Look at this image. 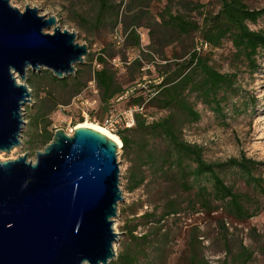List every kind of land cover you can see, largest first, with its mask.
Returning a JSON list of instances; mask_svg holds the SVG:
<instances>
[{"label": "rangeland", "instance_id": "374dc122", "mask_svg": "<svg viewBox=\"0 0 264 264\" xmlns=\"http://www.w3.org/2000/svg\"><path fill=\"white\" fill-rule=\"evenodd\" d=\"M106 1L114 8L106 12L100 21H95L100 11L98 0H9V3L21 11L25 6H33L44 16L53 15L61 28L75 32L78 42L87 44L88 53L97 54L106 49L107 54H115L109 59V64L116 69L117 80L124 87L131 84L128 80L134 73V70L126 67L128 61L139 57L143 64L142 78L153 80L158 76V69H162V65L188 58L196 42L200 40L198 31L180 33L161 23L158 14L168 4V0H149L143 6H139L135 0ZM243 1L251 8L264 7V0ZM169 4L173 13H179L196 23H200L207 14L216 13L220 5L219 0H171ZM249 27L264 32V16L256 23H249ZM131 28H135L139 35V48L134 46L132 40H124ZM44 32L51 33L52 27L44 29ZM202 50L209 53L211 63L219 71L236 75L235 86L238 93L230 95L227 103H222L223 117L215 114L195 97H189L200 114V120L187 122L182 116L183 139L201 146L203 158L208 163H223L243 153L247 158L261 164L257 175L264 179V54H257V68L253 69L244 59L236 56L229 39H224L219 47L208 46ZM123 57H126L127 62L123 61ZM77 69L81 70L79 74L83 76L85 86L74 96H71L69 88L58 86L49 77L54 75L48 69H29L25 81L18 78V82L28 86L32 95L22 106L24 124L21 143L8 153L0 152V161L13 160L24 154L32 163L35 161V153L43 149L34 142L37 133L34 119L38 110H41L44 120L49 122L48 128L53 133L56 129H62L67 134H72L74 127L79 124L99 126L98 123L103 121L105 113L99 102V92L92 79L91 68L89 64H84ZM74 72V75L66 78L70 79L78 73ZM33 79L37 80L36 84L29 85L28 81ZM137 80L136 76L134 82ZM126 107L128 100L124 97L114 102L112 108L119 112ZM145 113L160 116L164 111L149 105L145 107ZM130 135L135 141L141 140L138 131ZM117 161L122 201L118 204L117 217L113 224L114 231L118 234L114 245L116 257L113 261L128 241L125 231L136 223L131 222L134 219L131 212H136L134 217H139L145 211L151 212L156 208L157 212L161 211L159 195L152 188V184L147 189L140 187L134 192L127 191L126 178L130 164L124 158L121 147L117 149ZM224 176L226 183L236 191L250 192L233 174ZM165 189L169 197L175 196L173 190ZM189 199L190 194L182 188V212L165 220L162 232L169 235L168 242L164 245L165 264H188L185 257L191 241L193 252L203 257L207 264H264V208L250 220L236 222L221 211L200 212L197 206L191 208ZM150 230L155 231L157 228L154 229V224L147 228L139 226L134 235L140 237ZM241 245L253 251L251 261L240 260ZM153 249L154 247L150 248L148 253L154 251Z\"/></svg>", "mask_w": 264, "mask_h": 264}, {"label": "trees", "instance_id": "16d2710c", "mask_svg": "<svg viewBox=\"0 0 264 264\" xmlns=\"http://www.w3.org/2000/svg\"><path fill=\"white\" fill-rule=\"evenodd\" d=\"M98 1L100 11L95 21H100L106 12L114 8L106 0ZM135 1L143 6L149 0ZM170 2L168 0V4L158 14L161 23L180 33L198 31L200 40L196 42L188 58L162 65L155 79L142 78L143 64L139 57H135L126 64L134 73L128 80L131 84L124 87L117 80L116 69L109 64V59L115 54H107L106 49L97 54H87L84 62L76 65L75 71L78 73L70 79H58L49 75L58 86L69 88L71 96H74L85 86L83 76L79 74L81 70L77 67L89 64L92 79L99 92V102L105 113L103 121L98 123L100 127L105 128L104 119L113 111L114 102L126 97L128 107L125 109L137 108L132 127L119 125L112 132L122 143L123 156L130 164L126 178L127 191L134 192L140 187L147 189L152 184L159 195L161 211L157 212L155 207L156 209L145 211L139 217H134L137 213L131 212L134 218L131 222L136 223L125 231L128 241L117 254L116 260L109 264H165L164 245L168 242L169 235L162 232L163 226L167 218L182 212V188L190 194L188 204L191 208L197 206L200 212L221 211L236 222L248 221L264 208V179L257 175L261 165L258 161L247 158L242 153L223 163H208L203 158L202 147L185 141L182 136V116L187 122L200 120V114L189 97H195L215 114L223 117L222 103H227L230 95L238 93L235 86L236 75L215 68L209 53L202 49L208 46L219 47L224 39H229L236 56L256 69L257 54H264V32L251 29L249 23H256L264 16V7L251 8L243 0H219L218 11L207 14L200 23H196L179 13H173ZM140 16L144 17L143 14ZM124 40H132L137 48L140 46L135 28L127 31ZM125 59L123 57V61ZM136 76L138 80L134 82ZM36 82L33 79L28 84L33 86ZM149 105L164 111V114L155 116L145 113V107ZM34 126L37 129L34 142L44 148L52 139L53 131L48 128L49 122L44 120L41 110L35 116ZM136 131L140 132V141H135L130 135ZM229 173L250 192L242 193L228 185L224 175ZM165 188L173 190L175 196L169 197ZM153 224L157 230H150L140 237L134 235L139 226L147 228ZM152 247L154 251L148 253ZM189 247L185 257L188 264H207L203 257L193 252V241L189 243ZM241 250L240 260L251 261L253 251L242 245Z\"/></svg>", "mask_w": 264, "mask_h": 264}, {"label": "water", "instance_id": "95a60500", "mask_svg": "<svg viewBox=\"0 0 264 264\" xmlns=\"http://www.w3.org/2000/svg\"><path fill=\"white\" fill-rule=\"evenodd\" d=\"M52 27V32L44 29ZM89 54L75 32L37 8L0 0V152L20 145L26 72L74 75ZM30 104V102H29ZM122 145V143H121ZM118 144L87 127L54 130L35 161H0V264H109L122 201Z\"/></svg>", "mask_w": 264, "mask_h": 264}, {"label": "built area", "instance_id": "2783aa9c", "mask_svg": "<svg viewBox=\"0 0 264 264\" xmlns=\"http://www.w3.org/2000/svg\"><path fill=\"white\" fill-rule=\"evenodd\" d=\"M137 108L131 107L122 111H110L104 119V126L108 130H115L117 126L123 125L127 128L132 127L135 123L134 112ZM141 109V108H140Z\"/></svg>", "mask_w": 264, "mask_h": 264}, {"label": "bare ground", "instance_id": "6f19581e", "mask_svg": "<svg viewBox=\"0 0 264 264\" xmlns=\"http://www.w3.org/2000/svg\"><path fill=\"white\" fill-rule=\"evenodd\" d=\"M80 126L81 127L91 128L93 130H96V131H98V132H100V133L108 136L112 140H114L118 144V146H121V142H120V140L116 136H114L113 134L107 132L104 128H102L100 126H95V125H91V124H79L76 127H80Z\"/></svg>", "mask_w": 264, "mask_h": 264}]
</instances>
